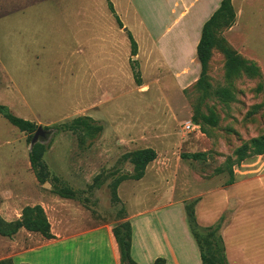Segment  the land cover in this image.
<instances>
[{"label":"rangeland","instance_id":"1","mask_svg":"<svg viewBox=\"0 0 264 264\" xmlns=\"http://www.w3.org/2000/svg\"><path fill=\"white\" fill-rule=\"evenodd\" d=\"M78 5L89 1L66 0L64 9L71 12ZM232 6L229 16L210 27L205 66L197 58L185 83L160 66L156 81L147 80L151 88H138L134 73H129L113 88L112 102L100 106L102 121L95 123L103 127L99 136L82 143L80 133H41L39 142L48 146L44 161L50 171L44 181L30 164L29 135L0 114V218L20 220L24 208L41 206L51 231L52 225L57 229L64 222L86 228L118 224L127 214L119 189L135 180L121 183L119 201L115 186L135 173L130 153L149 147L156 148V174L175 176L178 200L188 210L209 192L263 174L264 154L255 153L252 141L264 137V0H232ZM49 9L44 0H0V104L44 131L88 115L81 111L71 117L99 101L95 90L73 73L71 24L50 18ZM124 23L144 46L145 37L134 19L126 17ZM157 29L161 32L155 36L165 42L164 56L181 71V35L163 34L164 25L157 24ZM117 37L119 56L125 59L130 42L113 18V41ZM90 48L91 44L83 56L88 62ZM142 59L145 64L144 55ZM139 69L142 73L141 63ZM187 123L196 129L187 131ZM244 147L246 154L240 152ZM196 154L200 156L194 158ZM197 234L212 241L221 258L220 231ZM42 237L24 228L13 237L0 235V254H9L11 241L21 250L38 245Z\"/></svg>","mask_w":264,"mask_h":264},{"label":"crops","instance_id":"2","mask_svg":"<svg viewBox=\"0 0 264 264\" xmlns=\"http://www.w3.org/2000/svg\"><path fill=\"white\" fill-rule=\"evenodd\" d=\"M44 1L50 7L47 11L50 18L61 19L63 25L71 24L73 73L77 81L88 84L90 91L95 90L96 99H99L81 107L71 117L85 111L88 115L84 116L96 122L102 121L99 117L100 106L112 102L113 88L118 86V81L133 73L130 65L132 47L128 37V33L132 32L125 28L124 18L134 19L146 42L142 46L132 33L138 44L136 59L142 67L143 84L139 86L135 81L136 86L141 88L148 85L151 88L147 80L151 77L156 81L160 66H164L165 72H173L183 84L192 77L204 26L223 2L111 0L124 24L122 29L107 0H83L89 1V5H78V9L71 12L64 9L66 0ZM70 17L74 18L73 22L68 20ZM113 18L130 42L131 49H125V59L119 56V37L113 41ZM157 24L160 27L164 25L163 34L175 32L181 35V42L178 43L179 62L184 65L181 71L177 70L174 61L164 56L165 42L155 36L156 32H161ZM89 44L88 62L83 56ZM152 149L156 151V148ZM152 163L141 180L120 187L119 196L126 205L127 214L118 224L86 228L83 224L64 222L57 229L52 225L54 238L42 237L38 245L21 250L11 241V246L6 249L9 254L3 255L1 252L0 260L10 259L14 264H121L113 230L129 221L132 225V257L137 264H155L158 259H165L166 264H203L200 246L189 227L186 205L178 200L175 176L171 178L160 171L156 174V160ZM195 214L197 223L203 228L215 226L222 218L225 219L221 236L228 264H264V173L203 195ZM4 219L8 222L16 220L5 216Z\"/></svg>","mask_w":264,"mask_h":264},{"label":"trees","instance_id":"3","mask_svg":"<svg viewBox=\"0 0 264 264\" xmlns=\"http://www.w3.org/2000/svg\"><path fill=\"white\" fill-rule=\"evenodd\" d=\"M107 1L109 4V8L111 12L115 15L120 28L124 29V24L116 14L113 3L111 2V0H107ZM232 9H233L232 0H223L220 9L205 24L202 37L197 48L198 60L202 64V67L205 66V60L206 57L208 56L209 47L211 45L212 38H211V34L209 33L210 27L215 25L219 21V19L222 18L223 16H229V14L232 13L231 12ZM128 37L130 39L131 47H132L130 63L134 73V78L136 83L139 86H142L143 84L142 75L139 69V62L136 59L138 55V44L132 33L129 32ZM0 114L9 123H11L13 126L18 128L21 132L28 134L29 135L28 141L30 144H32V139L39 127L36 123L16 116L8 106L3 104H0ZM95 123L96 121L93 118L88 116H82L74 119L69 124L65 123L54 127H45V130L46 131L55 130L57 132L70 131L73 133H80L82 134L81 136H83V138H81L83 143V141L85 142L87 138H96L103 132V127L99 125H95ZM252 144L255 148V153L257 155L264 154V137H261L259 139H254L252 141ZM47 151H48V146L45 143L37 142L35 145L32 146V149L29 153V160L31 167L36 177L39 178L40 181H44V179L46 177H49L50 175V171L44 161ZM246 151H248V147H244L240 150L241 153L245 152V154ZM129 156H130V160L134 164L135 173L132 176L126 175L117 182L114 189V197L118 201H119V197L117 194L118 193L117 190L119 189L121 183L127 180H135V181L141 180L145 176V172L148 165H150L152 162H154L157 159V152L152 148H147L132 152L130 153ZM199 156H200L199 154L193 155L194 158H198ZM232 184H234L233 181L229 183V186ZM61 193L62 194L68 193V191L67 192L62 191ZM186 211H187V218H188L190 230L197 239L202 252L203 264H228L224 241L221 236V229L223 227V223L225 219L222 218L221 221L215 226L209 228H203L197 223L195 209L188 210L186 207ZM23 228L32 233H39L42 236H44V238L46 239L54 238L51 231V224L48 218L46 217L44 210L41 206H34V207L28 206L24 208L22 218L20 220L7 222L4 219L0 218V235L2 236L13 237ZM197 230H206L208 232L220 231V243L223 252L221 258H219V253L215 251L212 241L202 240L200 236L197 234ZM113 233L119 247L121 264H137L132 257L131 223L129 221H126L118 225L117 227L114 228ZM0 264H14V263L8 260H0ZM155 264H166V261L165 259H158L155 262Z\"/></svg>","mask_w":264,"mask_h":264},{"label":"water","instance_id":"4","mask_svg":"<svg viewBox=\"0 0 264 264\" xmlns=\"http://www.w3.org/2000/svg\"><path fill=\"white\" fill-rule=\"evenodd\" d=\"M46 130L44 131V129L42 127L39 128L37 134L35 135L33 141H32V146L35 145L37 142H39V137H40V134H46Z\"/></svg>","mask_w":264,"mask_h":264},{"label":"built area","instance_id":"5","mask_svg":"<svg viewBox=\"0 0 264 264\" xmlns=\"http://www.w3.org/2000/svg\"><path fill=\"white\" fill-rule=\"evenodd\" d=\"M185 129H186L187 131H191V130H195L196 128H195L191 123H187V124L185 125Z\"/></svg>","mask_w":264,"mask_h":264}]
</instances>
